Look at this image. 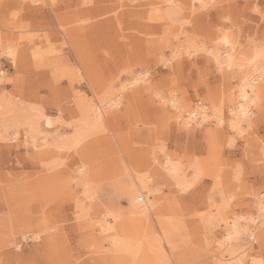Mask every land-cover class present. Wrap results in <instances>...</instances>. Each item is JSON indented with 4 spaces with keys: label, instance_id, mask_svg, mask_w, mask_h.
<instances>
[{
    "label": "rangeland",
    "instance_id": "1",
    "mask_svg": "<svg viewBox=\"0 0 264 264\" xmlns=\"http://www.w3.org/2000/svg\"><path fill=\"white\" fill-rule=\"evenodd\" d=\"M262 48L264 0H0L1 264H264Z\"/></svg>",
    "mask_w": 264,
    "mask_h": 264
},
{
    "label": "bare ground",
    "instance_id": "2",
    "mask_svg": "<svg viewBox=\"0 0 264 264\" xmlns=\"http://www.w3.org/2000/svg\"><path fill=\"white\" fill-rule=\"evenodd\" d=\"M201 2H203V0H201ZM222 40L224 41V44L225 43L227 45L231 44V42H230V40L228 39L227 36L223 37ZM229 48H231V47H227L226 49H229ZM219 53H220L219 50L218 51H215V53H213L214 54L215 61L218 64L220 63L219 61H221V59H222V57H221L222 55L219 54ZM229 58H230V55H226L225 56V59H229ZM251 64H253V68H252L251 72H248L247 73V72L244 71L242 73V85H241V87L239 89L240 98L242 100H244L245 102L243 104H238V106L235 107V109L232 110L231 113H230V115H232V116H231V118L229 120V123H230V127H232L234 130H241V127H242L243 123L246 122V120L249 117L248 111H249V107L251 105V102H253L254 100L257 99V94L253 91V87H254L255 84L253 83L252 77L255 76V75H257V74H260V76H258V77L264 79V48L259 49L258 51L255 52L254 56L251 59ZM89 110H90V117H91V119L98 120L99 121L100 118H101V114H102V107L101 106L100 107L91 106ZM206 113H207V110L203 107L201 109H196L193 116H196L198 114L203 115V114H206ZM215 116H216V114H215ZM218 118H219V122H223L224 121L222 116L219 115ZM46 124L47 125H50V120H47L46 121ZM173 168H175V166ZM169 169H170V167H169ZM172 171H176V170L175 169H172ZM176 175H177V173H176ZM130 189H131V187H130ZM135 190L136 189H134V191ZM260 210L264 213V206L263 205L260 206ZM234 226H235V224H234ZM110 230H111V227H109L107 224L104 225V226H102L103 233L104 232H109ZM238 234L239 233H238L237 228H235V227L234 228L227 227L226 228V234H225L226 241L224 243L225 244L226 243L227 244L230 243L231 240H234L238 236ZM113 244L114 245H117L119 247H121L123 245L121 242L116 241V240H113ZM116 249H117V247H116ZM0 253H1V251H0ZM3 254H5V253H3ZM0 264H1V262H0Z\"/></svg>",
    "mask_w": 264,
    "mask_h": 264
},
{
    "label": "built area",
    "instance_id": "3",
    "mask_svg": "<svg viewBox=\"0 0 264 264\" xmlns=\"http://www.w3.org/2000/svg\"><path fill=\"white\" fill-rule=\"evenodd\" d=\"M259 76H260V75H259ZM262 80H263L262 78H260V77L257 76V81H256L257 83L260 82V81H262ZM257 83H256V84H257ZM244 102H245V101L242 100V99L239 97V101H238L237 105H238V104H243ZM252 106H253V104L251 103V105H250V107H249L248 114L253 116L254 113H253ZM252 240H253V239H252Z\"/></svg>",
    "mask_w": 264,
    "mask_h": 264
}]
</instances>
